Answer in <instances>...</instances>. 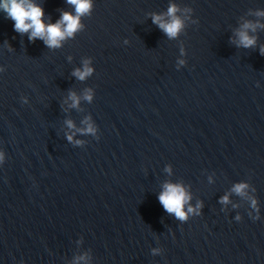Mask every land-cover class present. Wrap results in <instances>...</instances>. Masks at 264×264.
<instances>
[{
    "label": "water",
    "instance_id": "obj_1",
    "mask_svg": "<svg viewBox=\"0 0 264 264\" xmlns=\"http://www.w3.org/2000/svg\"><path fill=\"white\" fill-rule=\"evenodd\" d=\"M91 4L56 48L0 7V264H264V0Z\"/></svg>",
    "mask_w": 264,
    "mask_h": 264
},
{
    "label": "clouds",
    "instance_id": "obj_2",
    "mask_svg": "<svg viewBox=\"0 0 264 264\" xmlns=\"http://www.w3.org/2000/svg\"><path fill=\"white\" fill-rule=\"evenodd\" d=\"M68 3L75 6L76 15L65 12L62 15V19L56 24H45L43 22L44 12L43 9L36 6L31 0H3L0 7L7 13L8 17L15 22V31L19 33H31L29 39L36 40L37 38L44 40L45 44L50 48H56L61 46V41L66 37H71L82 25L80 19L83 15L89 14L92 8L91 0H68ZM178 9L175 6H171L168 10L167 22L161 16H153V23L157 24L170 38H175L181 31L183 23L181 19L176 15ZM261 15H264L262 13ZM244 31L238 33L239 44L245 48H249L255 45L256 40L248 35V29L255 31V26L252 24H245ZM264 54V50H262ZM93 69L87 66L85 63L84 69L77 70L76 75L80 80L86 79ZM73 100V107L79 104V99L73 94L71 96ZM86 99L91 100V96H87ZM71 127V123L69 122ZM89 132H92L91 127L88 128ZM71 139V137H69ZM165 190L159 196V201L163 205L164 209L174 214L181 221L187 220V215L184 211L185 205L191 199L179 185L166 184ZM246 185H237L234 191L238 194H243V190ZM223 202H227V197ZM193 211L189 208V212Z\"/></svg>",
    "mask_w": 264,
    "mask_h": 264
}]
</instances>
